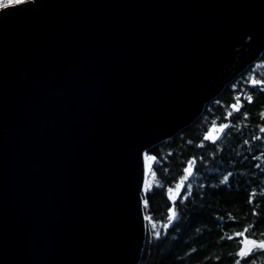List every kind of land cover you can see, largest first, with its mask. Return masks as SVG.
<instances>
[{"label": "water", "instance_id": "water-1", "mask_svg": "<svg viewBox=\"0 0 264 264\" xmlns=\"http://www.w3.org/2000/svg\"><path fill=\"white\" fill-rule=\"evenodd\" d=\"M264 52V0H24L0 13V264H138V152Z\"/></svg>", "mask_w": 264, "mask_h": 264}, {"label": "trees", "instance_id": "trees-1", "mask_svg": "<svg viewBox=\"0 0 264 264\" xmlns=\"http://www.w3.org/2000/svg\"><path fill=\"white\" fill-rule=\"evenodd\" d=\"M251 79L264 80V52L192 124L148 149L157 159L145 174L143 209L149 218L138 264H234L239 238L228 236L247 227L246 235L264 240V86ZM233 97L241 111L225 119ZM214 120L229 128L215 142L203 141ZM189 159L191 174L169 200L167 188H175ZM168 207L175 210L171 220ZM241 264H264V251L257 249Z\"/></svg>", "mask_w": 264, "mask_h": 264}, {"label": "snow or ice", "instance_id": "snow-or-ice-1", "mask_svg": "<svg viewBox=\"0 0 264 264\" xmlns=\"http://www.w3.org/2000/svg\"><path fill=\"white\" fill-rule=\"evenodd\" d=\"M24 0H0V13H6L8 10L14 9L16 5L23 3ZM253 85H261L264 86V80H256L251 79L248 81ZM234 103L229 104L228 107L232 109L231 112H227L225 119L227 116H231L233 113H239L241 111L240 108V100L237 97H233ZM249 102L252 101V97L248 96L246 98ZM247 113H244V116L247 117ZM264 116V113H261ZM229 128V124L227 123H218L217 121H212L210 126L208 127L207 131L203 133V141H212L215 142L218 139L220 133H222L225 129ZM264 132V128L261 129ZM202 141V143H203ZM198 145V147L202 146ZM157 159L155 155H151L147 146H142V149L138 152V160L142 161L144 173L147 174L149 171L150 163L154 162ZM193 161L189 159L182 169V175L179 177V180L175 183V188L173 189L171 186L167 188V195L169 200L175 199L176 194L180 192L182 186H184L185 181L187 180L188 176L191 174V165ZM227 179V178H226ZM190 189L191 185H187ZM148 189V184L145 182L143 186V190ZM187 194V193H186ZM146 206L148 204L147 200L141 201ZM168 219L171 220L175 216V210L173 207L167 208ZM255 214V210L253 212ZM149 217H145L148 219ZM231 218V217H230ZM248 232V228L245 227L243 230L234 232L232 235L228 236L227 239L229 241L233 240L234 237H238V247L235 251L236 259L234 260V264H241V261L245 258L250 257L257 249L264 251V240H257L251 238L250 236L246 235Z\"/></svg>", "mask_w": 264, "mask_h": 264}]
</instances>
